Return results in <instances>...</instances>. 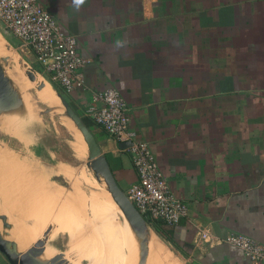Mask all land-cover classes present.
Returning <instances> with one entry per match:
<instances>
[{
	"label": "crops",
	"instance_id": "crops-1",
	"mask_svg": "<svg viewBox=\"0 0 264 264\" xmlns=\"http://www.w3.org/2000/svg\"><path fill=\"white\" fill-rule=\"evenodd\" d=\"M42 1L88 60L83 85L60 86L68 101L84 116L94 94L116 87L130 108L132 141L150 144L187 204V218L163 225L176 243L168 241L189 264H252L224 239L264 243V0H85L79 10L72 0ZM94 128L126 190L138 180L131 151ZM50 151L38 149L42 172L61 164ZM202 232L210 243L198 244ZM0 264H8L1 253Z\"/></svg>",
	"mask_w": 264,
	"mask_h": 264
},
{
	"label": "rangeland",
	"instance_id": "rangeland-1",
	"mask_svg": "<svg viewBox=\"0 0 264 264\" xmlns=\"http://www.w3.org/2000/svg\"><path fill=\"white\" fill-rule=\"evenodd\" d=\"M6 33L7 32H5V30H3L2 26L0 25V39L2 40L0 43L3 44L4 47H7L8 51L13 53L12 55L15 58V62L12 60L4 61L0 59V63H7L6 67L9 69L6 68V70H8L5 72L6 74L8 73V76H11L9 77L12 79L15 87L18 89V91L20 90L19 92L22 96L23 102H25L26 105L28 104V106L24 105L23 111L3 114L0 116V142H3L14 149L16 151V155L18 154L19 156V159L18 156L14 158L15 161H17L15 162L12 159V156L3 154L1 151L3 149L0 148V176L3 177L2 179H6L7 181L8 179H11V182H13L14 177H16L17 182L20 181L18 183L20 186L19 191L21 192L22 190V194H27L28 198L31 200L35 199V196L37 198V195L43 196L44 194H48L53 190H57L60 192L61 196L75 208L76 211L78 209L79 212L77 211V215L80 216L83 221L86 220L85 222L88 223L97 222L106 228V230L101 235L103 244H107L106 247L116 251L120 255H126V258L137 262L138 257L137 260L134 257H129L130 254L128 253L124 240L120 235L121 227L118 228V226L119 224H123V221L121 218H119L121 215L115 212L110 200L107 199V196L104 192V187L97 181L96 177L86 164V157L88 155L87 146L79 138L71 124L68 122L67 119H69V117L66 116L65 111L63 114L61 113L58 107L59 103L55 95H50L44 91L39 79L50 88L48 85L49 79L44 75L43 72H39V74H37L33 72L32 69H30V67L33 68V65L41 68V64H33L29 62L25 52L21 51L19 48L13 47L10 44L8 41V35ZM18 38L15 34L11 33V39L14 40V43L18 40ZM18 61L26 64L27 72L30 74L31 79L39 84V87L42 91L35 90V87L32 85L33 83H31L30 80L28 83L26 82L28 85H22L23 83L21 84V79H19L17 70ZM34 74L37 75L39 79L35 77ZM64 97L69 100L68 94L66 92H64ZM47 108L54 110L46 113L45 111ZM20 121H22L23 124H20ZM10 126H12V128ZM48 146L49 148H47ZM50 147V153L56 155L55 153L58 152L60 155L61 164L56 167L48 168V173L46 171L42 172L40 168L42 170H46L47 168L41 162L42 157H40L38 149H44L46 155L48 154ZM21 159L23 161L22 167H20ZM43 159L44 158H42V160ZM72 163H74V166ZM13 165L17 166L16 169L14 168L15 166L13 167L15 170H17L16 172H18L16 174L12 172L13 168H11V166ZM33 166H35L36 170L33 168ZM23 168L25 171H23ZM39 171L41 173H39ZM73 174L76 176V179L73 177ZM51 175L54 181H50L52 180L49 177ZM95 186H98L99 189L95 188ZM97 189L99 193L97 192ZM106 193H108L107 190ZM15 196L16 195L13 193H10V198L12 200L15 199L16 202L21 201L20 198L19 200L17 197L15 198ZM96 198L100 203H96V205H93L94 207H90V200L92 201ZM102 200L108 203L106 204V207L101 204L103 203L101 202ZM87 204L90 206H87ZM98 204L100 205L98 206ZM94 209L96 210V213L93 211ZM112 209H114V212ZM7 212L12 217V211ZM116 216L118 217L119 222L118 220L116 221ZM91 230L92 228L89 229V232ZM122 231L127 236L124 228H122ZM126 238L127 241H129L128 236ZM160 238L161 241H163L162 243H164L163 245L165 246V250L162 251L163 254L159 257L162 261L159 262L160 264H189L185 260L184 254H182L175 245L171 244L163 236ZM64 240L63 243H65ZM112 241H117L118 246L114 247L111 245V243L108 244ZM58 244L59 250H67L65 249V244ZM79 251V249L76 251L77 254ZM79 253L82 252L80 251ZM83 253V256L85 257L88 252L86 253V250L84 249ZM87 257L88 256L84 258L86 260H84V264H89V259L99 263V261L93 257Z\"/></svg>",
	"mask_w": 264,
	"mask_h": 264
},
{
	"label": "built area",
	"instance_id": "built-area-1",
	"mask_svg": "<svg viewBox=\"0 0 264 264\" xmlns=\"http://www.w3.org/2000/svg\"><path fill=\"white\" fill-rule=\"evenodd\" d=\"M0 25L34 53L50 82L67 92L84 84L88 60L78 51L77 36L60 29L42 0H0ZM86 115L118 142L132 141L130 108L116 87L94 94ZM128 149L138 175L125 190L128 197L153 226L155 221L168 226L180 224L188 216V206L173 194L150 144L145 140L133 142ZM210 238L202 232L198 244L210 243ZM224 241L242 249L252 264H264V243L244 234L228 236Z\"/></svg>",
	"mask_w": 264,
	"mask_h": 264
},
{
	"label": "bare ground",
	"instance_id": "bare-ground-1",
	"mask_svg": "<svg viewBox=\"0 0 264 264\" xmlns=\"http://www.w3.org/2000/svg\"><path fill=\"white\" fill-rule=\"evenodd\" d=\"M0 42H2L1 39H0ZM12 54L13 53L11 51H8L7 47H4V45L0 43V59L4 61L12 60L13 62H15V58L13 57ZM1 64L3 65L5 71L9 69L8 67H6L7 63H1ZM26 67H27L26 64H23L20 61H18L17 70H18L19 79H21L20 81L21 84L22 83H23L22 85L27 84L28 81L30 80V82L33 83L32 85H34L35 90L42 91L39 87V84L35 82L33 79H31V76L27 72ZM6 68L8 69L6 70ZM30 69H32L33 72L39 74V72L34 70L32 67H30ZM34 76L37 77V75L35 74ZM39 81L45 92H47L50 95L52 94L55 95L59 103L58 107L61 113L63 114L64 105L62 104L52 84L48 81V85L51 88L50 89L40 79ZM23 103L24 105H26L25 102ZM26 106H28V104ZM67 120L71 124V126L73 127V129L75 130L79 138L87 146L82 133L77 129V127L75 126L71 118ZM19 123L23 124L22 121H20ZM10 127L12 128V126ZM0 148L3 149L1 150L3 154L7 156H12V159L15 161L14 158H16L18 154L16 155V151L14 149L4 144L3 142H0ZM9 149L10 151L8 152ZM18 159H19V156H18ZM22 162L23 161L21 159L20 167H22L23 165ZM73 164L74 163H72V165ZM14 166L15 165L11 166V168H13ZM16 167L17 166H15L14 168L16 169ZM14 168L12 172H14V174L18 173L16 172L17 170H15ZM23 171H25V169ZM73 177L76 179L75 175ZM2 178L3 177L0 176V200H1V203L3 202L5 206L3 204H0V215H5V214L7 215L8 221L10 223L8 224L12 228V235L14 239L17 240L20 247L31 249L34 252L33 258L37 262H40L42 264H62V263L63 264H84V260H85L84 258L86 256H88L87 258L93 257L94 259L99 261L100 264H160L159 262H162L159 257L163 254L162 251L165 250L164 249L165 246L163 245L164 243H162L161 239H159L155 233L151 234L150 242H149L150 254H149L148 261H147V258L138 240L136 239V236L132 232L128 221L125 219V216L123 215L121 209L118 207L116 202L112 199L108 191H107L108 193H106V190L103 189L107 196V199L110 200V203L115 209V212L121 215L119 216V218H121V220L123 221V224H119L118 226V228L121 227L120 235L122 236L126 249L128 253L130 254L129 257H134L136 258V260L138 257L137 262L132 261L129 258H126L125 257L126 255L125 256L120 255L116 251L106 247L107 244L106 245L103 244L102 236H101L102 233L106 230V228L102 224H99L97 222L88 223V222H85L86 220L83 221L80 218V216L77 215L78 209L76 211L75 208L66 199H64L61 196L60 192H58L57 190H53L49 192L48 194H44L43 196L37 195V198L35 196V199L31 200L30 198H28L27 194H22V190H21L22 188L20 189L21 192L19 191L20 186L18 185V183L20 181L17 182L16 177H14L13 182H11V179H8L7 181L6 179L4 180ZM95 188H98V186L97 187L95 186ZM98 189H97V192H98ZM10 193H13L14 195H16L15 198L16 197L18 199L20 198L21 201L16 202L15 199L12 200L10 198ZM101 202H103L101 204L105 207H106V204H108L104 200H102ZM96 203H100L99 200H97V198L92 201L90 200L91 206L88 204L87 206L94 207L93 205H96ZM99 205L100 204H98V206ZM95 209L93 211H95L96 213ZM114 209H112L113 212H114ZM7 211H12V217L8 214ZM117 216H116V221L118 220ZM1 222L2 224H4V221L2 219H1ZM0 227H1V223H0ZM91 228L92 230L89 232V229ZM122 228H124L125 232H128L127 236H129L128 237L129 241H127V238H126L127 236L123 233ZM115 234L118 235L117 233ZM63 240L65 241V243H63ZM112 242H109L108 244L111 243V245H113L114 247L118 246L117 241H112ZM58 243H62L63 245L65 244V249L67 250H59ZM76 249L77 250L79 249L82 253H79L80 252L79 251L77 254ZM84 249L86 250V253L88 252L85 257L83 256ZM68 250H69V253H68ZM88 263L89 264H99L98 262H95L91 259L88 260Z\"/></svg>",
	"mask_w": 264,
	"mask_h": 264
},
{
	"label": "water",
	"instance_id": "water-1",
	"mask_svg": "<svg viewBox=\"0 0 264 264\" xmlns=\"http://www.w3.org/2000/svg\"><path fill=\"white\" fill-rule=\"evenodd\" d=\"M33 69L36 70L34 67ZM50 83L64 105L66 116L71 118L77 129L83 135L88 147V155L86 157V164L88 168H90L97 181L105 187L104 189L110 193L112 199L121 209L148 261L151 234L155 233L159 238L162 235L145 218V216L142 215L134 202L128 197L125 189L119 184L111 167L108 156L105 152H103L96 135L86 124L83 116L54 87L53 83ZM23 110L24 103L22 96L15 87L12 79L6 74L3 65L0 63V116ZM53 110L54 109L47 108L45 112L48 113ZM132 144L133 142L128 140L120 142L119 145L121 148L127 149ZM1 219L4 221V224L0 227V253L8 264H42L33 258L34 252L31 249L22 250L18 242L12 238V228L9 225L10 223L8 221V217L6 215H0V221Z\"/></svg>",
	"mask_w": 264,
	"mask_h": 264
},
{
	"label": "trees",
	"instance_id": "trees-1",
	"mask_svg": "<svg viewBox=\"0 0 264 264\" xmlns=\"http://www.w3.org/2000/svg\"><path fill=\"white\" fill-rule=\"evenodd\" d=\"M33 67L37 70V71H39V72H42L43 71V67H37L36 65H33ZM54 85V87L64 96V91L61 89V87L58 85V84H53ZM83 118H84V121L86 122V124L92 129V131L94 132V134H95V128H94V121L90 118V117H88V116H86V115H84L83 116ZM111 158V157H110ZM109 157H108V159H109V161H110V164H111V167H112V169H115V167L118 165H115L114 163H113V160H111ZM114 164V165H113ZM164 223H162L161 221H155L154 222V227L156 228V230L160 233V234H162L167 240H169V241H171L172 243H176V241H175V239L173 238V235L171 234V232L170 231H168L167 229H165L164 228Z\"/></svg>",
	"mask_w": 264,
	"mask_h": 264
},
{
	"label": "clouds",
	"instance_id": "clouds-1",
	"mask_svg": "<svg viewBox=\"0 0 264 264\" xmlns=\"http://www.w3.org/2000/svg\"><path fill=\"white\" fill-rule=\"evenodd\" d=\"M85 3V0H72V5L75 9L79 10L80 7Z\"/></svg>",
	"mask_w": 264,
	"mask_h": 264
}]
</instances>
